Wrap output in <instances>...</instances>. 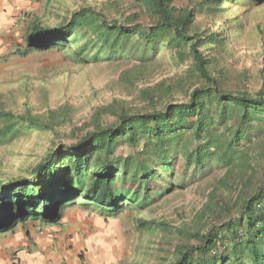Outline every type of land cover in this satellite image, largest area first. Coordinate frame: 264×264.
Instances as JSON below:
<instances>
[{
	"label": "trees",
	"instance_id": "1",
	"mask_svg": "<svg viewBox=\"0 0 264 264\" xmlns=\"http://www.w3.org/2000/svg\"><path fill=\"white\" fill-rule=\"evenodd\" d=\"M247 1L107 0L53 27L32 23L23 56L57 51L79 64L96 57L134 62L121 76L127 88L147 84L164 65L186 69L139 88L147 109L114 100L99 110V118L114 117L112 125L97 123L27 175L0 180V234L25 222H58L74 207L104 218L143 211L162 189L157 185L184 189L218 171L208 194L218 202L212 217L219 223L179 228L186 242L170 264H264V90L250 89L246 71L212 54L226 45L213 29L216 17ZM30 127L49 130L51 122L0 112V146ZM121 146L127 150L119 152Z\"/></svg>",
	"mask_w": 264,
	"mask_h": 264
},
{
	"label": "rangeland",
	"instance_id": "2",
	"mask_svg": "<svg viewBox=\"0 0 264 264\" xmlns=\"http://www.w3.org/2000/svg\"><path fill=\"white\" fill-rule=\"evenodd\" d=\"M106 1L27 0L20 23L0 37V112L28 113L48 125L51 122L49 130L30 127L0 146V180L27 175L51 150L76 144L97 123L112 125L114 117L99 118V110L114 100L128 109H147L139 88L179 77L186 69L164 65L147 84L127 88L121 76L134 62L96 57L91 63L79 64L57 51L22 55L32 23L53 27L83 7L98 9ZM174 1L178 6L185 4V0ZM215 20L213 29L225 35L226 45L224 52L217 49L212 54L221 65L235 72L246 71L250 89L264 90V1L237 3ZM216 53L225 55L221 58ZM168 59L167 55L160 60ZM118 150L125 152L127 147ZM217 175L218 171H213L207 179L191 182L184 189L169 191L167 182L159 184L156 187L162 189L155 190L152 204L143 211L125 209L115 218H104L74 207L69 209L70 219L89 223L97 228L96 233L102 230L113 249L112 264H170L175 248L186 242L179 228L194 232L209 220L219 223V218L212 217L218 202L208 194Z\"/></svg>",
	"mask_w": 264,
	"mask_h": 264
},
{
	"label": "crops",
	"instance_id": "3",
	"mask_svg": "<svg viewBox=\"0 0 264 264\" xmlns=\"http://www.w3.org/2000/svg\"><path fill=\"white\" fill-rule=\"evenodd\" d=\"M26 3L0 0V37L20 23ZM96 231L89 223L70 219L69 210L55 223L18 224L0 234V264H112L108 237Z\"/></svg>",
	"mask_w": 264,
	"mask_h": 264
}]
</instances>
